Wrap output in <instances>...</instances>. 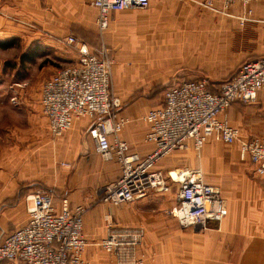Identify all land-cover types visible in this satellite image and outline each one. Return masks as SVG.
<instances>
[{
    "label": "crops",
    "instance_id": "1",
    "mask_svg": "<svg viewBox=\"0 0 264 264\" xmlns=\"http://www.w3.org/2000/svg\"><path fill=\"white\" fill-rule=\"evenodd\" d=\"M91 1L0 0V241L25 223V198L45 189L55 196L56 205L65 199L71 207L87 208L83 218L87 241L84 258L90 264H113L97 246L105 236L104 217L108 212L98 198L101 187L119 176V166L95 154L88 135L91 122L87 119L75 121L59 138L52 139L48 134L40 92L43 83L64 67L49 66L45 54L49 51L55 61H62L63 49H71L75 57L69 67L78 55L64 44L66 37L85 43L96 54L103 45L114 52L112 78L117 99L159 97L161 102L155 108L162 103L163 91L155 95L154 90L150 91L152 86L197 78L221 82L234 74L243 61L264 56V1L251 2L247 9L252 21L240 25L235 17L199 8L194 1L201 0H183V4L180 0H151L144 10L111 13L99 48L93 44L99 31ZM63 3L73 5V17L63 16L59 10ZM32 4L34 10L40 7L37 14H30ZM48 4L53 5L54 14L48 13ZM231 13L239 17L242 9L233 7ZM164 15L179 16L171 27H161L160 17ZM13 49L20 53L15 59L2 54ZM25 67H32L35 74H10ZM260 98L264 94L258 95L256 102ZM256 102L233 103L222 117L232 115L228 111L234 105ZM119 114L141 118L143 110L136 103L122 111L120 108ZM146 132L147 125L132 122L121 131L120 138L128 144L131 154L144 157L152 149L144 142ZM240 135L242 139L256 136ZM230 146L236 151L217 155L218 162L240 163L250 172L244 168L242 172H228L220 184L207 181L220 190L224 214L203 230L182 228L173 218L163 216V210L175 205L172 190L152 193L120 209L111 208L114 223L143 228L140 251L147 258L145 264H264V187L251 165L240 160L238 145ZM165 165L161 162L157 169L165 171Z\"/></svg>",
    "mask_w": 264,
    "mask_h": 264
},
{
    "label": "built area",
    "instance_id": "2",
    "mask_svg": "<svg viewBox=\"0 0 264 264\" xmlns=\"http://www.w3.org/2000/svg\"><path fill=\"white\" fill-rule=\"evenodd\" d=\"M151 0H92L99 33L109 24L111 13L147 9ZM257 0L194 1L211 13L237 18L240 25L252 21L247 6ZM239 6L242 14L233 16ZM64 44L77 52L76 62L56 70L41 88L40 106L52 139L61 137L75 121L91 122L88 135L94 152L104 162H116L119 176L101 187L98 202L107 207L105 236L97 243L113 264H142L144 230L113 222L111 208L140 201L152 193L174 189L175 205L167 213L182 228L201 231L220 221L224 201L220 190L205 182L201 169L164 172L157 165L173 152L200 151L211 137L227 145L237 144L239 158L247 161L264 187V137L242 139L240 131L222 117L233 103H255L264 94V56L243 61L224 81L205 78L176 81L169 86L160 105L141 120L147 125L144 142L152 149L144 156L129 152L120 138L131 119L119 114L121 105L113 92L114 61L103 45L99 54L72 36ZM26 221L2 236L0 264H90L84 258V206L71 207L65 199L56 205L50 191L38 189L25 198Z\"/></svg>",
    "mask_w": 264,
    "mask_h": 264
},
{
    "label": "rangeland",
    "instance_id": "3",
    "mask_svg": "<svg viewBox=\"0 0 264 264\" xmlns=\"http://www.w3.org/2000/svg\"><path fill=\"white\" fill-rule=\"evenodd\" d=\"M264 0H261L259 3H261ZM180 4H183V0H180ZM49 5V4H48ZM33 6V4H32ZM47 6V5H46ZM41 8H46L42 7ZM49 9V14H54V8L52 6H47ZM52 8V10H51ZM73 5L72 4H61L59 6V10L62 12L64 17H67L68 19L73 17L75 14L74 10L72 9ZM201 8V7H199ZM32 11H30L31 15L37 14V12L40 10L36 9L34 10V6L32 7ZM203 9V8H201ZM205 10V9H204ZM86 13V12H85ZM179 15H167V16H162L160 17V26L161 27H171L172 21L177 18ZM175 22V21H173ZM73 25V24H72ZM75 27V26H74ZM75 30V29H74ZM105 32V31H104ZM103 32V33H104ZM103 35V34H102ZM100 36L101 34H97L95 36V41H93L94 46L96 48L99 45L100 41ZM99 48V47H98ZM107 49V48H106ZM108 50V49H107ZM101 51V48H100ZM63 60L58 61L54 59L53 55H51V52L47 51L45 54L47 58L44 60L48 61L51 66L56 67L58 69L59 67H67L71 62L73 61V56L75 57L74 51L71 49H63ZM73 53V55H72ZM100 53V52H99ZM110 58L114 61V52L113 51H108ZM6 57H9V59H15L20 53L18 50L13 49L10 51H5L2 53ZM33 62V59H31ZM240 62L242 59L239 60ZM43 64V62H41ZM12 69H10L8 72H10ZM9 74V73H8ZM10 74H16L19 76L25 75H34L35 70L32 67H25L23 69H17L15 72H12ZM159 87V86H158ZM151 88V89H150ZM146 88V90L150 91L154 90V94L160 96L162 90H157V87H150ZM153 95V94H152ZM152 99L149 100H120L119 103L121 105V111L124 110L125 108L131 107L134 104L138 103L142 110L143 114L141 115L142 117L149 111L150 108L153 109V106L156 104L160 103L161 100H158V98L153 99V96H151ZM153 104V105H152ZM151 110V109H150ZM228 112H232V115L227 116V120L230 122L231 125L236 126L238 130L242 133V136H250V135H256V136H264V98L258 99L256 104L250 105V106H239V105H234ZM141 117V118H142ZM129 118V117H128ZM140 117L137 118H129L131 119V123H139L144 125L145 123L141 120ZM146 125V124H145ZM231 150L236 151L234 146H230L227 144H224L222 142L215 141L211 137L208 139L206 144L201 148L200 151H194L191 149L183 150V151H177L173 152L171 155L167 156L165 159H163L164 163H167L165 165L166 169L164 172H169V171H174L177 169L179 172L185 169H201V171L204 174V180L207 183V181L211 183H224V178L226 173L228 172H242L243 168L246 170L247 166L241 165L240 163L237 165L233 164H220L216 158L217 155H230ZM160 162V163H161ZM64 166H66L64 164ZM249 170V168L247 169ZM246 170V171H247ZM250 172V170H249ZM70 173V170L68 171ZM69 177V176H68ZM174 191V189H172ZM125 207V205L117 207L116 209H120ZM173 207V206H172ZM115 209V210H116ZM170 211L168 210H163L162 214L166 218H173L171 215H169L167 212ZM174 219V218H173ZM176 220V219H174ZM142 255V264H145L147 258L144 256L145 253H141ZM110 258V256H109ZM111 260V258H110ZM112 262V261H111Z\"/></svg>",
    "mask_w": 264,
    "mask_h": 264
},
{
    "label": "trees",
    "instance_id": "4",
    "mask_svg": "<svg viewBox=\"0 0 264 264\" xmlns=\"http://www.w3.org/2000/svg\"><path fill=\"white\" fill-rule=\"evenodd\" d=\"M3 46H7V44H3ZM233 75V74H232ZM231 75V76H232ZM230 76V77H231ZM229 78V77H228ZM176 83V81L174 80V81H172L171 83H168V84H166V85H164V86H160V87H157L158 89L157 90H162L163 91V94H164V92H165V90L169 87V86H172V85H174ZM132 101V100H131ZM233 105V104H232ZM231 105V106H232ZM53 197H55L54 195H53ZM62 200V199H61Z\"/></svg>",
    "mask_w": 264,
    "mask_h": 264
}]
</instances>
